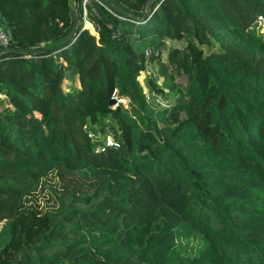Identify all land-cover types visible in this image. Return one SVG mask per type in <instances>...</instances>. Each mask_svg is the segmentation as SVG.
<instances>
[{
	"label": "trees",
	"instance_id": "16d2710c",
	"mask_svg": "<svg viewBox=\"0 0 264 264\" xmlns=\"http://www.w3.org/2000/svg\"><path fill=\"white\" fill-rule=\"evenodd\" d=\"M260 18L264 0H0V264H264ZM165 40L183 44L160 61ZM54 170L53 209L25 204Z\"/></svg>",
	"mask_w": 264,
	"mask_h": 264
},
{
	"label": "rangeland",
	"instance_id": "374dc122",
	"mask_svg": "<svg viewBox=\"0 0 264 264\" xmlns=\"http://www.w3.org/2000/svg\"><path fill=\"white\" fill-rule=\"evenodd\" d=\"M82 26H84V22L82 23ZM255 32H260L262 34V38L264 40V26L262 24H259L258 26H256ZM182 44H183V41L165 40L164 48H159V55H160L159 60L160 61L164 60L166 46H180ZM160 61H156V60L150 61L148 63L147 73L145 71L140 72V75L138 76V80H139V82L142 83L144 89L147 90L149 87L146 83V78L148 77V74H150V75L158 74L159 76L158 77L156 76L157 80L155 83L158 86L162 87L164 93H162V95L157 96V101L169 103L171 101V96L170 95L166 96L167 86L164 83V76L161 73H159V71H158ZM176 79L177 78L175 77V80ZM94 147H95V145L93 146V149H94ZM94 150H96V149H94ZM57 180H58V178L56 176L55 170L50 172L49 174L45 175L44 177H42L39 181L38 186L35 188V191L33 192V194L30 195L26 199L25 204L36 205L41 210L53 209L55 202H54V198H53L54 196L52 193V189L57 187V185H58Z\"/></svg>",
	"mask_w": 264,
	"mask_h": 264
},
{
	"label": "built area",
	"instance_id": "2783aa9c",
	"mask_svg": "<svg viewBox=\"0 0 264 264\" xmlns=\"http://www.w3.org/2000/svg\"><path fill=\"white\" fill-rule=\"evenodd\" d=\"M84 22V21H83ZM257 24L259 25V24H262L263 26H264V19L263 18H260L258 21H257ZM8 44V37H7V35H6V33L4 32V30L0 27V47H4V46H6ZM149 53H150V51H149V49H145L144 50V55H145V57H147L148 55H149ZM147 68H148V62L145 60L144 61V64H143V69L141 70V72L143 71H145L146 73H147ZM149 75V74H148ZM151 96H153L154 97V100H155V102H158L157 101V96H159V95H156V94H153V93H151ZM111 100H113L114 101V103H113V107H115V105L118 103V102H120L121 104H124L125 103V100H116V98H115V95H113L111 98H110ZM159 104H165V102H158ZM89 136H90V140L93 142V143H95V142H97V140L99 141V142H97V143H100V145H101V148L100 149H98V150H96V151H100V150H102L105 146H115V147H117L118 145L112 140V138L111 137H109V136H105L104 138H102V139H98L95 135H92V134H89Z\"/></svg>",
	"mask_w": 264,
	"mask_h": 264
},
{
	"label": "water",
	"instance_id": "95a60500",
	"mask_svg": "<svg viewBox=\"0 0 264 264\" xmlns=\"http://www.w3.org/2000/svg\"><path fill=\"white\" fill-rule=\"evenodd\" d=\"M82 29H88V28L82 26ZM88 30H89V29H88ZM90 33H91V32H90ZM91 34H93V33H91ZM93 35H95V34H93ZM109 104L112 105V104H113V100H110V103H109Z\"/></svg>",
	"mask_w": 264,
	"mask_h": 264
},
{
	"label": "crops",
	"instance_id": "0c3cea01",
	"mask_svg": "<svg viewBox=\"0 0 264 264\" xmlns=\"http://www.w3.org/2000/svg\"><path fill=\"white\" fill-rule=\"evenodd\" d=\"M2 26H3V23H2L1 20H0V27L3 28Z\"/></svg>",
	"mask_w": 264,
	"mask_h": 264
},
{
	"label": "bare ground",
	"instance_id": "6f19581e",
	"mask_svg": "<svg viewBox=\"0 0 264 264\" xmlns=\"http://www.w3.org/2000/svg\"><path fill=\"white\" fill-rule=\"evenodd\" d=\"M100 148H101V145H99V146L97 147V150L100 149Z\"/></svg>",
	"mask_w": 264,
	"mask_h": 264
}]
</instances>
